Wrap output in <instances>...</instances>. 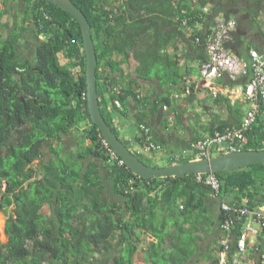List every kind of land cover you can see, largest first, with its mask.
<instances>
[{"label":"trees","instance_id":"trees-1","mask_svg":"<svg viewBox=\"0 0 264 264\" xmlns=\"http://www.w3.org/2000/svg\"><path fill=\"white\" fill-rule=\"evenodd\" d=\"M72 1L91 26L100 108L116 134L102 106V95L110 86L105 72L100 81L102 62H106L110 74L122 72V63L135 61L134 75L128 74L129 85L139 86V80L155 78L167 88H185L183 78L190 66L186 61L179 64L175 43L171 51L168 43L180 36L188 46L184 58L192 57L196 48L203 53L199 55L203 60V42H195L196 37L203 34L206 20L214 21L219 15L230 18L226 10L236 2L198 0L200 4H214L209 17L200 16L189 0H178L177 7L173 0ZM21 3L11 15V25L2 21V16L9 13L7 5L0 7V177L8 182L6 191L0 192V213L6 216L0 264H133L138 242L132 240L137 237L133 234L135 227L157 239L149 246L151 264L189 261L202 227L219 229L222 218L219 202L218 211L210 202L209 186L197 181L195 174L143 178L113 161V189L122 203L103 202L97 164L88 161L80 170L54 145L70 128L83 125L84 136L94 142V149L87 153L108 161L101 148L100 131L87 109L80 26L71 14L47 0ZM240 6L249 20L240 24L236 19L237 27L225 45L243 57L250 48L264 53V28L258 19L262 11L264 14V1L240 0ZM181 8L191 17L188 31L179 27ZM199 22L204 27H199ZM31 36L38 40L28 56L22 46L32 40ZM245 81L240 77L233 82ZM134 86L122 88L111 97L112 105L118 107L116 98L121 102L127 95L136 96ZM169 99L165 96L161 100L169 103ZM263 113L264 103L246 131L248 142L242 149H264ZM222 127L215 126L211 132ZM87 153L78 156L83 158ZM214 175L219 179L220 192H235L237 201L246 196L251 206L264 187V163ZM45 205L50 208L49 214L44 211ZM123 208L129 212L127 217ZM117 241L124 242V247H116ZM208 259L209 264H220L218 254Z\"/></svg>","mask_w":264,"mask_h":264},{"label":"crops","instance_id":"crops-1","mask_svg":"<svg viewBox=\"0 0 264 264\" xmlns=\"http://www.w3.org/2000/svg\"><path fill=\"white\" fill-rule=\"evenodd\" d=\"M0 7L4 9L7 5L9 13L2 16V21L12 24L11 15L15 11V7L22 5V0H0ZM264 1V0H263ZM6 2V5L3 3ZM237 3V4H236ZM212 9L213 3L210 2ZM3 6V7H2ZM240 0H236L232 6L226 11L230 13V18L239 19L240 24L249 19L243 9H239ZM213 12V10H212ZM8 17V20H4ZM219 17H223L219 15ZM260 25L264 28V14L258 17ZM6 31V30H5ZM174 40L168 43V50ZM192 57L187 58L186 63L190 66L189 71L186 72L185 88L166 87L160 85L158 80L151 79L148 81L139 80V86H134L131 83L128 74L131 77L134 75L135 61L130 63L124 62L121 64L122 72L112 71L108 73L106 62L100 65L101 77L105 72L106 79L109 82V87L104 90L102 95V106L105 113L109 115L113 126L121 140L126 142L127 147L145 163L152 166H165L171 163H179L195 157V152L192 149V143L195 139L209 135L212 129L218 125H235L238 124L245 112L248 104L238 92L231 95L229 92L236 83H231L228 80H204L199 73L198 67L200 62L199 55L203 53L196 48L193 49ZM189 55V54H188ZM184 83V84H185ZM134 86L136 96L127 95L120 102L119 107L112 105L111 97H116V94L122 91V88ZM165 96H169V103L161 100ZM163 106H166L164 109ZM263 116V115H262ZM140 124H144L149 129L150 140L159 146L155 150H145L142 146L139 136H141ZM49 144V143H48ZM55 149L60 150L61 156L75 164V167L82 169L88 162L93 161L99 168V175L103 185L101 194L102 201L122 203L113 189L114 179L111 174V165L113 162L104 161L101 157H97L92 153H87L88 149H94V142L85 137L83 134V125L74 126L67 132L62 134L59 140H55ZM87 153L79 158V154ZM153 155L154 161L151 164L148 156ZM236 193L228 192V202H240L246 196H242L240 201H237ZM153 195V193H151ZM211 203L216 206L214 211H218L219 198L214 196L210 191ZM241 196V195H239ZM255 205L250 207H258L264 204V187L260 193L257 194ZM126 211L123 208L122 213ZM129 212H126L125 217ZM215 215V214H214ZM207 230V231H206ZM133 241H137V252L133 255V264H151L148 257L149 246L154 244L157 239L154 235L142 228L135 227ZM221 233L218 228H212L208 231L205 227L199 232L196 238V250L189 261L181 264H209V255H216L219 248V238ZM264 243V233L252 239L249 246L254 244L256 246ZM116 247L121 245L124 247L125 243L117 241ZM256 262V253H253V248H247L246 264ZM169 264H171L169 262Z\"/></svg>","mask_w":264,"mask_h":264},{"label":"built area","instance_id":"built-area-1","mask_svg":"<svg viewBox=\"0 0 264 264\" xmlns=\"http://www.w3.org/2000/svg\"><path fill=\"white\" fill-rule=\"evenodd\" d=\"M193 7H197L200 16L211 17L212 9L209 3L200 4L198 0H189ZM178 0H173V5L177 7ZM181 16L177 20L179 27L188 29V20L191 18L186 14L185 9H180ZM198 15V16H199ZM206 26L203 34L196 37L197 43L203 42L204 59L201 61L198 70L200 76L206 80H228L231 83L240 77H245L244 83H236L232 86L230 94L236 92L242 95L247 102L248 108L240 123L235 125H225L221 129H215L209 135L197 138L192 143L195 152L194 158H204L213 155V152H227L242 149L248 142L246 131L255 123L260 112V107L264 103V53L256 48H250L245 57L238 55L225 42L231 39V32L237 27L235 18L225 19L218 17L214 21L204 23ZM199 22V27L203 26ZM188 31V30H187ZM176 53L180 57V65L187 59L184 53H188V46L182 37L175 39ZM114 104L120 106V101L114 99ZM165 109L166 106H163ZM141 144L145 150H155L159 148L157 144L150 140L149 129L144 124H140ZM101 148L108 161H117L124 164L123 160L101 137ZM193 158V159H194ZM196 179L209 186L210 191L219 198V207L222 211V218L219 222L218 256L220 264H246L247 248H253L256 253V262L252 264H264V243L262 245L251 244L255 237L264 233V204L258 207H250L248 199L243 198L240 202H228L220 198V183L214 173H197Z\"/></svg>","mask_w":264,"mask_h":264},{"label":"water","instance_id":"water-1","mask_svg":"<svg viewBox=\"0 0 264 264\" xmlns=\"http://www.w3.org/2000/svg\"><path fill=\"white\" fill-rule=\"evenodd\" d=\"M71 14L78 22L85 55L86 103L90 120L94 123L108 145L134 174L143 178L182 176L185 174L215 173L249 164L264 163V149H239L222 152L204 158L189 159L165 166H151L133 153L112 130L105 120L99 103L96 82L97 55L91 34V26L82 10L72 0H47ZM2 78L0 73V89Z\"/></svg>","mask_w":264,"mask_h":264},{"label":"rangeland","instance_id":"rangeland-1","mask_svg":"<svg viewBox=\"0 0 264 264\" xmlns=\"http://www.w3.org/2000/svg\"><path fill=\"white\" fill-rule=\"evenodd\" d=\"M8 19H9L8 17H4V20H8ZM30 32H31V28H30ZM31 38H32V40H30L29 42H25L22 46L24 53H26L28 56H30V54L32 53L31 51H32V47H33V42L38 40L37 38H35V37L33 38L32 36H31ZM263 121H264V113H263ZM216 154H218V152H213V155H216ZM148 158H149V161L151 162V164H154L155 158L153 157V155H149ZM155 163H157V162H155ZM227 194L228 193L220 192L219 196L221 199L226 200V198H228ZM44 211H45V213L49 214L50 208L47 205H45ZM5 219H6V216L3 213H0V240H2V241H6V236L4 234Z\"/></svg>","mask_w":264,"mask_h":264},{"label":"flooded vegetation","instance_id":"flooded-vegetation-1","mask_svg":"<svg viewBox=\"0 0 264 264\" xmlns=\"http://www.w3.org/2000/svg\"><path fill=\"white\" fill-rule=\"evenodd\" d=\"M2 83H3V81H2ZM47 143H49V142H47ZM37 162H38V160L34 161L35 165L37 164ZM7 187H8V182L6 181V179L0 177V192H5Z\"/></svg>","mask_w":264,"mask_h":264},{"label":"clouds","instance_id":"clouds-1","mask_svg":"<svg viewBox=\"0 0 264 264\" xmlns=\"http://www.w3.org/2000/svg\"><path fill=\"white\" fill-rule=\"evenodd\" d=\"M6 220V219H5ZM5 225V224H4Z\"/></svg>","mask_w":264,"mask_h":264}]
</instances>
